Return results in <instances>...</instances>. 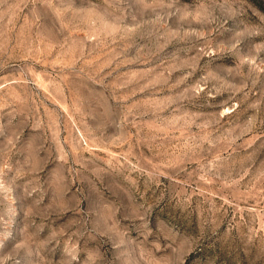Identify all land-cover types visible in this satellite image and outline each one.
Segmentation results:
<instances>
[{
	"label": "rangeland",
	"instance_id": "374dc122",
	"mask_svg": "<svg viewBox=\"0 0 264 264\" xmlns=\"http://www.w3.org/2000/svg\"><path fill=\"white\" fill-rule=\"evenodd\" d=\"M0 264H264V0H0Z\"/></svg>",
	"mask_w": 264,
	"mask_h": 264
}]
</instances>
